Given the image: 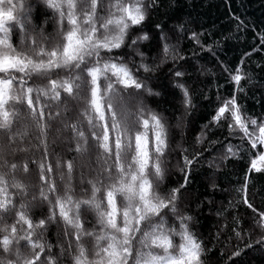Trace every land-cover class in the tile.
<instances>
[{"label": "snow or ice", "instance_id": "6c2138e0", "mask_svg": "<svg viewBox=\"0 0 264 264\" xmlns=\"http://www.w3.org/2000/svg\"><path fill=\"white\" fill-rule=\"evenodd\" d=\"M176 8L0 0V264H243L248 251L264 255V202L249 197L251 175H264V114L242 103L253 76L244 59L220 61L219 41L207 43ZM258 42L264 49V32ZM200 53L231 87L216 85L207 123L188 143L190 118L212 91L200 78L215 75ZM177 98L180 114H167ZM217 132L229 142L212 139ZM215 145L222 162L247 158L237 203L249 219L232 216L213 243L191 179Z\"/></svg>", "mask_w": 264, "mask_h": 264}, {"label": "trees", "instance_id": "16d2710c", "mask_svg": "<svg viewBox=\"0 0 264 264\" xmlns=\"http://www.w3.org/2000/svg\"><path fill=\"white\" fill-rule=\"evenodd\" d=\"M176 14L185 19L194 18L199 31L204 33L202 39L211 44L213 41H219L220 47L214 49L216 56L230 68L237 65L240 59L245 61V71L253 76V84L244 86L247 88V96L243 98L242 103L248 106V114L261 116L264 114V49L260 47L258 36L264 32V0H177ZM235 17H239L244 22L243 26L237 28ZM172 21H169L171 23ZM184 45L189 48H195L194 43L188 40ZM253 45L256 51H253ZM199 51V49H197ZM251 52L250 58L244 56V53ZM204 58L201 63L212 69L214 76H202L200 79L206 83L211 81L207 91L210 100L200 101V105L190 118L187 141L190 143L192 138L199 134L200 125L207 123V114L212 111L211 101L214 100L212 92L216 85L220 86V91L227 94L230 85L227 82V73L205 53H200ZM243 83V82H242ZM169 107V115H179L180 106L177 101H173ZM225 134L217 132L212 135V139L225 141ZM232 144H240L239 139L233 138ZM185 144V147L188 146ZM224 154L221 145H215L204 152L202 166L194 169V175L191 179V191L194 197L203 203L199 217L201 232L206 240L216 243L214 234L220 230L219 225L225 222H231L232 216H239L247 223L249 217L243 205L237 203L239 197L237 190L244 181L246 169L245 161H221ZM208 161H214L210 167ZM219 165V169L215 168ZM207 178H212L216 185L211 186ZM255 185L254 187L252 185ZM249 197L255 198L257 203L264 202V175L253 173L249 178ZM211 201L212 203H207ZM223 213L218 216L217 212ZM224 217H227L225 221ZM230 235V233H227ZM221 240L227 242L226 236ZM222 249V245L217 243V253ZM240 259L243 264H264V255L259 251H248Z\"/></svg>", "mask_w": 264, "mask_h": 264}]
</instances>
